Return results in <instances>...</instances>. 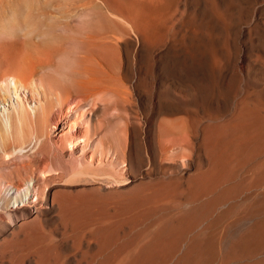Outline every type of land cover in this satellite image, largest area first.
<instances>
[{
  "label": "rangeland",
  "instance_id": "1",
  "mask_svg": "<svg viewBox=\"0 0 264 264\" xmlns=\"http://www.w3.org/2000/svg\"><path fill=\"white\" fill-rule=\"evenodd\" d=\"M24 53L70 89L112 73V150L86 123L53 138L94 178L0 159V264H264V0H0V76Z\"/></svg>",
  "mask_w": 264,
  "mask_h": 264
},
{
  "label": "bare ground",
  "instance_id": "2",
  "mask_svg": "<svg viewBox=\"0 0 264 264\" xmlns=\"http://www.w3.org/2000/svg\"><path fill=\"white\" fill-rule=\"evenodd\" d=\"M22 8L26 13L27 11H29L30 6L28 4H24ZM19 21V24L22 23V26L19 24L16 25L18 27L21 26V29H24L22 27L27 28L30 24L29 21L23 22V20L21 19ZM96 42L98 43V41ZM95 46H91L92 49L95 48ZM107 46L108 48L110 47L109 45ZM104 47H106V45ZM98 48L100 49V47H97V49ZM104 51V57L100 56L102 52L100 53V51L98 52V50H95L94 52L93 49L92 52L94 54L98 52L97 56L106 59V62L108 57L109 62L112 64V57H110L112 53L109 56L108 54H110V52L106 54L104 53ZM80 52L81 54H83V51ZM24 54L25 56H23L19 61H17V63L13 65L14 68H12L11 71L9 70V72H5L2 76H0V159L10 160L11 158H18L19 160L25 157L35 159L41 156L43 159L53 162V164H51L50 171H53L54 173H57L59 171L61 172V176H64L66 173L71 172V175L69 179H67V182L81 177L94 178V176L98 174V171L93 167L89 169L87 166L83 165V160L81 162V168H78V166L76 167V164H78L76 161L72 164L66 163L64 161L63 147L55 144L53 136L60 140L61 145H63V140L66 137H69L73 141H76L82 134L86 123H88L90 134H87V141H91L95 137H100L106 145L105 151L110 154V151L112 150V94L110 93H112L111 82L114 78L111 77L112 73L108 74L102 69L103 66L100 67L105 75H101L105 77L102 78L104 79V82L101 81L103 84L101 82H98V80L100 81V79H95L96 75L94 74H98L96 73L97 71L92 74L95 76L93 80L84 81L83 83L82 81L85 78L83 77L82 79L81 75L83 74L81 73V75H79L80 77L78 76L77 80L75 79V82H77L78 79L81 78L82 81L79 80L81 83H79L75 87H73V83V85H71L73 89H70V87H68V84L63 83V81L56 76V71L55 74L54 71L51 73H43L45 70L43 71L42 68L46 66V61L43 60L47 56L48 58H50L49 53L43 52L42 55L45 54V56L43 55V57L45 58H43L42 55H39V60L30 54ZM77 54L79 55L80 53L77 52ZM89 55L91 56L92 54ZM94 58L92 66H94V61L96 60H94ZM91 63L92 62H90L89 65H91ZM110 63H108V65H110ZM111 67L108 66L109 69ZM77 68L80 69V67ZM83 71L84 70H82V72ZM90 71L91 70H89V72ZM93 71L94 70H92V72ZM87 73L88 72H86V74ZM89 75H91V73ZM87 76L88 74L86 75V77ZM88 78L90 79V77ZM117 92L119 93V90ZM127 101V98L120 96L116 105L122 107L123 103H126ZM85 105H92V111H94L96 106H100L102 108L101 112H103V115L98 118L102 121L101 125L98 122L96 123L92 120V117H94L95 115H92V117L90 116L88 119L86 113L81 112V108H83ZM52 128H54L55 130H51ZM80 147V144L75 143L73 149H71L73 156L78 154ZM88 154L89 153L85 154L84 158H86ZM90 157L92 160H94L93 155H91ZM57 163L60 165V168H56L55 165ZM34 181V178L29 179L25 184V188H23L22 190H18L15 188L12 189L13 194L16 195L14 197V202L12 203L14 209L26 207L27 204L31 201L33 193L35 194V197L37 196L35 191L37 192L39 190H37V188L34 189Z\"/></svg>",
  "mask_w": 264,
  "mask_h": 264
}]
</instances>
